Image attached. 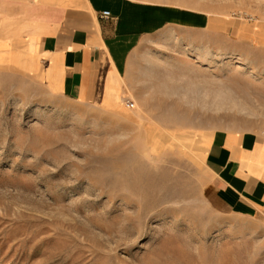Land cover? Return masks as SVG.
Returning <instances> with one entry per match:
<instances>
[{
	"label": "rangeland",
	"instance_id": "374dc122",
	"mask_svg": "<svg viewBox=\"0 0 264 264\" xmlns=\"http://www.w3.org/2000/svg\"><path fill=\"white\" fill-rule=\"evenodd\" d=\"M161 1L221 15L224 49L161 31L109 109L0 70V264H264V211L202 169L203 136L264 135V45L232 37L264 0Z\"/></svg>",
	"mask_w": 264,
	"mask_h": 264
},
{
	"label": "crops",
	"instance_id": "0c3cea01",
	"mask_svg": "<svg viewBox=\"0 0 264 264\" xmlns=\"http://www.w3.org/2000/svg\"><path fill=\"white\" fill-rule=\"evenodd\" d=\"M103 11L109 14L101 17ZM261 23L237 26L233 40L264 45ZM163 30L224 49L225 19L186 3L0 0V70L53 96L107 109L125 96L129 67L145 41ZM202 148L212 192L231 207L264 211V135L217 132L203 136Z\"/></svg>",
	"mask_w": 264,
	"mask_h": 264
},
{
	"label": "built area",
	"instance_id": "2783aa9c",
	"mask_svg": "<svg viewBox=\"0 0 264 264\" xmlns=\"http://www.w3.org/2000/svg\"><path fill=\"white\" fill-rule=\"evenodd\" d=\"M109 13L107 12V11H103L102 12V14L100 15L101 17H105V16H107ZM124 104L128 107V108H134V103L130 100V99H128V98H126V99H124Z\"/></svg>",
	"mask_w": 264,
	"mask_h": 264
},
{
	"label": "bare ground",
	"instance_id": "6f19581e",
	"mask_svg": "<svg viewBox=\"0 0 264 264\" xmlns=\"http://www.w3.org/2000/svg\"><path fill=\"white\" fill-rule=\"evenodd\" d=\"M125 105V104H124ZM126 106V105H125ZM127 107V106H126ZM128 108V107H127ZM129 109H131V108H129ZM147 194V193H146Z\"/></svg>",
	"mask_w": 264,
	"mask_h": 264
}]
</instances>
